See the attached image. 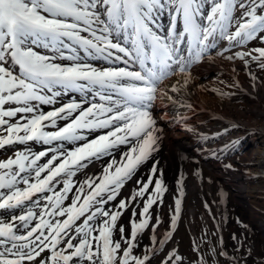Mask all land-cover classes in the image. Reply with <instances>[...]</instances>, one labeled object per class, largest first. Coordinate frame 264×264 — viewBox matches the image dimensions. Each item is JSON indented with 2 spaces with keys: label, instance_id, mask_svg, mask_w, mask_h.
<instances>
[{
  "label": "snow or ice",
  "instance_id": "6c2138e0",
  "mask_svg": "<svg viewBox=\"0 0 264 264\" xmlns=\"http://www.w3.org/2000/svg\"><path fill=\"white\" fill-rule=\"evenodd\" d=\"M253 40L264 42V0H0V150L15 149L0 158V264H152L171 242L186 192L181 170L169 227L157 233L171 191L158 159L164 122L234 169L226 157L242 150L244 137H224L241 125L219 114L213 118L226 126L217 131L188 122L200 111L191 101L197 89L232 93L215 84L190 88L192 69L214 56L239 59L255 90L249 68H264V46L248 47ZM221 225V256L264 264L243 232L231 234L230 254ZM193 251L191 264H208L195 241ZM209 252L216 264V248ZM158 264L185 258L173 246Z\"/></svg>",
  "mask_w": 264,
  "mask_h": 264
},
{
  "label": "rangeland",
  "instance_id": "374dc122",
  "mask_svg": "<svg viewBox=\"0 0 264 264\" xmlns=\"http://www.w3.org/2000/svg\"><path fill=\"white\" fill-rule=\"evenodd\" d=\"M160 145H161V141H160ZM66 146L69 147V143H67ZM22 147L23 146H17L16 145V148H22ZM14 151H15V149H11L9 151L0 150V158H6L8 155L14 154ZM173 153H174V145L171 144L168 140H165L163 147L158 154V159L160 158L159 159L160 165L164 168V176L166 178V181L169 183L171 181L172 182L175 181V179L177 178V175L180 171V169H177L178 163L175 160V154H173ZM159 155H160V157H159ZM105 159H107V157H105ZM100 170H101V168L96 169V171H100ZM183 172L185 173L184 170H183ZM129 187L131 188V185H129ZM197 197H198V199H197ZM172 201H173V197H172L171 192L166 191V193L164 194V197H163V203H166L167 208H168L166 227L168 226V223L170 220L169 207L171 206ZM188 203H190V205L196 206V212H199L201 206H200L199 196H197V194L194 198L191 197V195H190L189 199H188ZM0 212H2V210H0ZM237 212L241 216V220L248 221V231H247L248 236L245 234V236H246L245 243L251 242L253 256H255L256 254H264V234H263L262 226H260L258 223V218H260V216L258 214H255V213H248V215H247L245 210H243V209L237 210ZM187 216H188V213L186 210H184L183 221L185 219V222L180 220V223L177 226V229L171 238V242L167 243L165 248L156 254V258L152 261V264H158V261L163 258V255L167 252L169 245L172 243H174L176 246H178V251L181 254V256L185 258V261L187 262V264H191V262L193 260H195L196 253H195V251H193L192 244L189 242V236H188L187 229H186V224L188 222ZM255 216L257 218H255ZM125 219H126V217L122 216L120 218V222L123 223ZM224 228H225V234L229 230L230 231L234 230V232H236V233H240V232H243L246 230V229L242 230L233 221L232 217H230L229 220L224 224ZM149 232H150V227L148 229H146V231L143 234L145 244L150 242L148 239ZM198 232H199L198 233L199 238L197 239V243L200 245V253L205 255L207 261H211L210 264H213L212 260L214 258L212 257L211 253L209 252V245H211V246H214L216 248V253H217V255L215 257L216 262H218V264H221V263L230 264V262L227 259H225L223 256H221L218 252L219 244L217 245V241H216L217 237L212 232H209V233L201 232L200 229ZM208 234H210L212 236V238L210 239V244L208 243V240H207V237L209 236ZM227 234L228 235L223 239V241H224L225 248L231 254V249L235 246V242L231 243L229 241L230 240L229 233H227ZM136 251L140 254L143 253L142 248H137ZM45 253H47V250H45ZM242 254L243 253H241V251H240L239 255L242 256ZM40 258L43 259L44 254H42ZM248 264H252L251 258L248 259Z\"/></svg>",
  "mask_w": 264,
  "mask_h": 264
},
{
  "label": "bare ground",
  "instance_id": "6f19581e",
  "mask_svg": "<svg viewBox=\"0 0 264 264\" xmlns=\"http://www.w3.org/2000/svg\"><path fill=\"white\" fill-rule=\"evenodd\" d=\"M259 96H261V95L259 94ZM263 97H264V94H263ZM179 140H180V137H178V136L173 138V141L175 142V144L177 145V147L181 146V144L179 143ZM97 166H98V164L96 163L95 168Z\"/></svg>",
  "mask_w": 264,
  "mask_h": 264
}]
</instances>
